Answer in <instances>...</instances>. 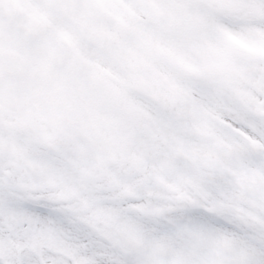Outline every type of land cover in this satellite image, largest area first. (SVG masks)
Masks as SVG:
<instances>
[{"label": "snow or ice", "instance_id": "1", "mask_svg": "<svg viewBox=\"0 0 264 264\" xmlns=\"http://www.w3.org/2000/svg\"><path fill=\"white\" fill-rule=\"evenodd\" d=\"M0 264H264V0H0Z\"/></svg>", "mask_w": 264, "mask_h": 264}]
</instances>
